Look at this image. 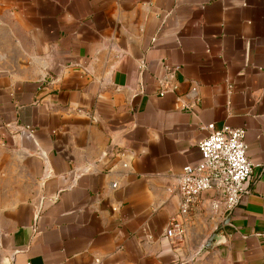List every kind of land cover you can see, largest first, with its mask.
I'll use <instances>...</instances> for the list:
<instances>
[{"label":"crops","instance_id":"0c3cea01","mask_svg":"<svg viewBox=\"0 0 264 264\" xmlns=\"http://www.w3.org/2000/svg\"><path fill=\"white\" fill-rule=\"evenodd\" d=\"M209 123L261 164L213 248L166 237ZM0 264H264V0H0Z\"/></svg>","mask_w":264,"mask_h":264},{"label":"built area","instance_id":"2783aa9c","mask_svg":"<svg viewBox=\"0 0 264 264\" xmlns=\"http://www.w3.org/2000/svg\"><path fill=\"white\" fill-rule=\"evenodd\" d=\"M178 69V66L165 64L161 95L174 87L169 79L174 78ZM191 92L196 94L197 87L191 86ZM204 128L208 134L198 143L200 159L183 166L178 177L181 200L166 231L169 240L183 238L187 226L197 218L208 216L220 220L232 211L245 195L246 183L261 165L248 156L245 128L229 124L216 127L214 123Z\"/></svg>","mask_w":264,"mask_h":264},{"label":"water","instance_id":"95a60500","mask_svg":"<svg viewBox=\"0 0 264 264\" xmlns=\"http://www.w3.org/2000/svg\"><path fill=\"white\" fill-rule=\"evenodd\" d=\"M231 213H228L222 220L218 222L214 230L210 233V235L204 240L203 247L205 248H213L219 244H221L224 240L221 231L226 225L231 224Z\"/></svg>","mask_w":264,"mask_h":264}]
</instances>
